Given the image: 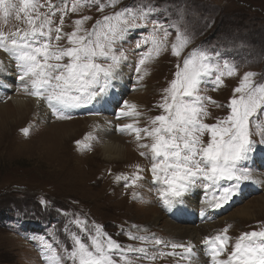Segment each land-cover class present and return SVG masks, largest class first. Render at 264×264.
I'll use <instances>...</instances> for the list:
<instances>
[{
	"label": "rangeland",
	"instance_id": "1",
	"mask_svg": "<svg viewBox=\"0 0 264 264\" xmlns=\"http://www.w3.org/2000/svg\"><path fill=\"white\" fill-rule=\"evenodd\" d=\"M40 3H45V0H40ZM52 3L61 6V0H52ZM71 3L72 0H68L69 7ZM141 5L153 9L147 23L137 19L139 27L129 29L115 45L118 52L123 51L127 56V60L121 65L120 76H126L129 85H132L131 91L129 90L124 98L132 100L133 95H140L138 97L140 105L138 110L142 113L139 117L140 127L150 126V119L161 114L162 110L156 105L164 94L163 89L173 78L176 65L182 63L183 57L193 49L205 50L219 63L227 61L236 67L235 75L223 77V85L218 87L212 84L202 85V94L210 96L221 105L218 107L211 103L207 104L210 115L204 118L205 122L214 123L228 114L227 104L245 73H255V82L264 83V0H119L118 4L105 7L103 11L98 10V5H86L80 11L69 12L65 16L64 31L71 32L74 28L73 21L82 16L91 17V20L84 24L86 29H91L104 15ZM40 11L47 9L42 8ZM59 19L60 14L57 12L53 20L58 24ZM153 22L167 28L168 47L147 65L148 74L142 81L137 82L135 68L141 54L147 51L150 45L137 48L136 43L149 35ZM24 26L14 17L9 18L7 24L0 20V29L5 32ZM131 32H134L133 36L129 35ZM177 32L189 40L179 58L173 56L171 52V44L175 42ZM158 35L163 36V32ZM60 43L66 46L67 40ZM134 60L137 63H134ZM0 61L3 62L0 66L2 71L8 66L13 68L12 73L16 75L17 86L20 81L17 78L18 71L13 67L15 61L9 59L2 50ZM121 80L115 85L119 84L121 87L124 83ZM15 94L30 97L32 106L23 119L0 131V264H47L46 260L39 261V255H48L50 250L63 255L64 248L71 249V233L83 236L78 226L73 223L77 217L86 218L89 226L93 223L101 225L103 230L122 246L143 245L150 254H157V259L150 261L141 258L139 254L130 253L129 257L133 264H177L178 260L180 264H186L180 257L168 255L160 257L159 251L172 250L152 244L155 238L165 242L187 243L186 240L167 233L164 229L165 221L182 225L195 223L175 221L170 215L173 209L168 211L161 205L157 194L158 186L151 179L152 161L149 157L140 155L141 151L146 150L138 147L139 142L134 135L125 132L119 139L126 147L127 158L108 161L99 152L101 133L94 122H91L89 105L84 108V112L82 108L66 110L64 115L68 118L58 119L43 102L45 113L42 114L41 108L33 103L37 99L19 92L18 88L8 98L0 95V104L9 107L12 105L9 101L10 96ZM9 119L10 117L7 118ZM81 119L88 121L85 127L81 121H77ZM118 120L123 124L131 121L122 117ZM61 123H72L73 127L79 123L81 128L66 139L62 137ZM26 128L27 134L23 131ZM89 133L92 139L85 141ZM253 138L257 141L260 139L255 134ZM78 140L89 143L90 147L87 149L79 147L76 144ZM143 142L150 143L147 139ZM261 148L264 147L258 146L257 154L246 164L251 168L253 175L255 172H264V153ZM136 165L143 169L140 172L143 179L137 182L138 186L135 189L126 188L124 181L115 179L120 174L130 177L136 172ZM251 182H245L240 186L241 197L236 199L235 195L224 205L225 210L220 209V216L233 213L235 208L246 201L254 202L264 195V189L254 188ZM262 182L264 184V175ZM195 188L205 195L202 187ZM133 191H138L142 198H133ZM185 199L187 200L184 197L182 205L176 209L185 208ZM190 199L192 200V197ZM194 201L196 203V200L191 203L194 204ZM259 208L253 207L254 217L240 224L229 220L217 222L220 216L209 218L205 222L214 226L209 228V233L204 236L214 235L228 226L229 235L233 239L243 232L259 230L264 227V209L261 211ZM156 210L161 214V218L155 222L146 214ZM211 210L208 209L207 212ZM216 213L214 215H217ZM205 222L197 221V224ZM128 233L147 236L148 240H133ZM201 241L202 239L191 241L194 245L195 242H199L195 245V251ZM202 256H205L207 264H210L204 252Z\"/></svg>",
	"mask_w": 264,
	"mask_h": 264
},
{
	"label": "snow or ice",
	"instance_id": "2",
	"mask_svg": "<svg viewBox=\"0 0 264 264\" xmlns=\"http://www.w3.org/2000/svg\"><path fill=\"white\" fill-rule=\"evenodd\" d=\"M118 3L119 0H72L69 7L68 0H61V6L52 0L43 4L40 0H0V20L7 24L14 17L25 25L8 32L0 29V50L15 61L23 91L46 104L58 119L68 118L64 115L66 110L108 102L120 79L121 65L127 60L123 51L118 52L116 42L129 29L139 27L137 19L147 23L153 9L143 5L126 7L102 16L91 29L84 27L91 17L82 16L73 21L71 32L64 31L65 16L86 5H98V10L103 11ZM42 8L47 11H40ZM57 12L58 24L53 20ZM160 32L163 36L158 35ZM168 36L164 25L153 22L149 35L137 41V48L150 45L135 68L137 82L148 74L147 65L168 47ZM65 39L66 46L60 43ZM188 43V38L177 32L171 44L172 55L181 57ZM235 74V65L227 61L221 64L209 52L193 49L176 65L174 76L156 105L161 114L150 119V126H139L142 113L130 101L124 100L116 113L118 118L131 119L130 123L117 125V130L134 135L138 147L146 150L140 155L152 161L151 179L158 186V198L165 210L178 208L186 194L200 186L205 190V207L200 214L206 216L208 209L222 208L237 195L242 184L254 180L246 164L253 160L258 146L264 147V83L255 82V73H245L227 104L228 114L214 123L204 119L210 115L208 103L221 105L202 94V85L218 87L223 85V77ZM23 131L27 134L28 129ZM254 134L260 137L259 141L253 138ZM90 139L89 133L85 141ZM146 139L150 143L143 142ZM85 141L78 140L76 144L87 149L90 144ZM142 171L136 165V172L130 177L120 174L115 179L124 181L126 188L135 189L143 179ZM132 195L142 198L138 191ZM73 223L83 236L71 233V249L64 248L63 255L50 250L45 256L47 264H133L130 253L150 261L157 259V254H150L143 245L122 246L101 225L89 226L86 218L77 217ZM229 227L203 237L202 250L210 264H264V227L243 232L235 239L229 235ZM128 235L133 240H148L147 236ZM152 244L172 250L159 251L160 257H180L186 264H193L197 257L191 241L176 243L155 238Z\"/></svg>",
	"mask_w": 264,
	"mask_h": 264
},
{
	"label": "bare ground",
	"instance_id": "3",
	"mask_svg": "<svg viewBox=\"0 0 264 264\" xmlns=\"http://www.w3.org/2000/svg\"><path fill=\"white\" fill-rule=\"evenodd\" d=\"M4 57V56H2ZM7 58V57H5ZM10 59V57H9ZM8 65V64H7ZM6 65V66H7ZM15 67V66H13ZM13 68L8 66V68L4 69L3 71L0 69V75L2 74L3 77H0V95L6 96L7 98L11 93H15V90L18 88L19 92L25 93L23 91V86L21 83H19L17 86L16 84V78L14 73H12ZM122 78L119 79L123 85L120 87L119 84L115 85V88L110 93V96L108 98V102L104 104H91L89 105V112H91L90 120L91 122H94V124L97 127V130L101 133L102 142L100 145L99 152L101 156L108 160V161H114V160H120V159H126L128 156V153L125 152L126 147L119 139L120 137L125 134V132H120L117 130V125L123 124L121 123L116 115V113L119 111L121 107H123V101L127 100L132 103H135L138 107L139 105V96H132V100L128 98H124L125 94L131 89L132 85H129L128 78L126 76H120ZM15 79V82H14ZM129 87V88H128ZM143 90V89H141ZM18 93V92H17ZM127 96V95H126ZM30 98V97H29ZM28 97H21L19 95H12L10 96L9 101L11 102L9 107H6L7 105L0 104V131H4L8 126L12 125L15 122H18L19 120L23 119L25 115L29 113L31 110L32 102L31 99ZM35 99V98H34ZM8 101V102H9ZM34 101V100H33ZM35 105L39 106L41 108V113H45L44 104L42 102L34 101ZM34 105V107H35ZM38 108V107H37ZM36 108V109H37ZM118 110V111H117ZM7 120V118H9ZM76 121V120H75ZM73 121V122H75ZM81 121L80 123L83 124V127L86 126V122L84 120H77ZM127 121V120H126ZM72 122V123H73ZM90 122V123H91ZM125 122V121H124ZM131 121H128L130 123ZM72 123H61V129L62 130V137L66 138L69 137L72 134H75V132L79 129V123L76 124V127L71 126ZM140 123V122H139ZM81 124V125H82ZM141 124V123H140ZM56 125V126H60ZM78 125V126H77ZM82 127V128H83ZM81 128V127H80ZM0 132V134H1ZM128 149V148H127ZM261 150L264 153V148H261ZM129 151V150H128ZM257 170V169H256ZM254 173V180L251 182V185L254 188L258 189H264V184L262 182V178L264 175V172L260 171ZM241 189H239L237 195L235 196L236 199L240 198L241 196ZM192 197V200L190 199ZM185 198H187L185 203L184 209H173L170 212V215L174 217L175 221L177 222H187L194 225H182V224H173L168 223L167 221L164 222V229L167 233H170L171 235H175L179 239H184L187 242L188 241H200V239H203L207 233H209V228L213 227V224H208L209 218L219 217L221 210H225V206L219 209H212L210 212H207L206 216H201L200 209L202 207H205V195L204 193L195 188V190H191L188 194H186ZM193 200H196V203L194 201V204L191 203ZM249 202V203H247ZM264 195L257 198L254 202L246 201L243 203L240 207L234 209L233 213H228L227 215H221L219 221L217 222H223L229 220L230 222H235L237 224H240L242 221H247L251 218H253V207L259 206V210L262 211L264 209ZM149 208V206H148ZM151 209V208H149ZM221 209V210H220ZM154 210V209H153ZM216 211H219L216 213ZM146 212V211H145ZM148 212V211H147ZM211 213V214H210ZM213 213V214H212ZM216 213L217 215H214ZM223 213V211H222ZM149 215V219L153 221H159L161 218V214L156 211H152ZM197 221L205 222L201 224H197ZM228 222V221H227ZM236 224V225H237ZM211 231V230H210ZM199 242H195V245H198ZM202 246L201 244L196 247V253L197 257L194 258L193 264H207L208 261L206 260L205 256H202L203 254ZM206 261H205V260Z\"/></svg>",
	"mask_w": 264,
	"mask_h": 264
}]
</instances>
